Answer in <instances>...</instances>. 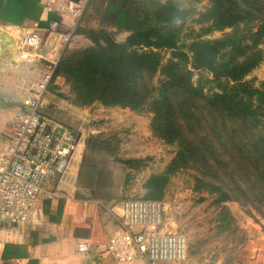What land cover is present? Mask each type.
Wrapping results in <instances>:
<instances>
[{
  "label": "trees",
  "instance_id": "obj_1",
  "mask_svg": "<svg viewBox=\"0 0 264 264\" xmlns=\"http://www.w3.org/2000/svg\"><path fill=\"white\" fill-rule=\"evenodd\" d=\"M93 1L102 4V28L78 33L94 47L65 52L54 76L69 81L81 106L150 113L152 132L176 146L167 170L148 182L146 200L157 201L171 175L193 170V191L215 197V205L264 203V82L245 80L263 61L264 1L208 0L195 22L203 35H224H197L189 44L181 40L188 11L170 2L90 0L86 10ZM109 27L129 36L116 43ZM161 52L170 55L164 64ZM195 71L203 73L196 84ZM84 144L83 154L93 150L96 138ZM83 154L78 185L94 200H114L98 195L91 158ZM125 163L138 170L144 160ZM218 208L226 221L228 209Z\"/></svg>",
  "mask_w": 264,
  "mask_h": 264
},
{
  "label": "rangeland",
  "instance_id": "obj_2",
  "mask_svg": "<svg viewBox=\"0 0 264 264\" xmlns=\"http://www.w3.org/2000/svg\"><path fill=\"white\" fill-rule=\"evenodd\" d=\"M151 1L160 4L170 2L188 11V17L181 25V40L184 44L199 38L197 35L203 40L218 39L224 35V32L203 35L201 27L195 22L199 14L208 9V0ZM101 8L102 4L94 1L88 6L79 20L77 38L70 41L66 54L94 47L78 30L102 28L99 23ZM182 22L176 25L180 26ZM106 30L116 43H123L129 36L110 27ZM258 49L263 61L245 79L255 86L264 82V43ZM161 55L164 64L170 55L168 52H161ZM201 75L203 73L194 72V84ZM159 78L157 74L154 82ZM62 79L64 84L57 87L56 92L61 95L59 99L63 109L56 118L72 130L82 133L86 140L89 137L96 138L93 150H85L83 156L91 158L95 169L92 171L95 176L92 174L91 177L99 184L98 195L109 196L114 199L110 203L116 205L129 199H147L148 182L167 170L176 155V146L167 144L152 132L150 113H136L119 107L107 108L98 103L81 106L76 104V96L69 81ZM136 159L144 160L143 167L138 170L125 163ZM82 160L83 157L80 162ZM195 174L193 170H188L171 175L157 200L164 205L165 222L169 229L187 239L190 264H244L247 260H255L254 251L261 248L260 243L264 238V203L231 201L215 205V197L193 191ZM220 206H225L229 211L226 221L220 214Z\"/></svg>",
  "mask_w": 264,
  "mask_h": 264
},
{
  "label": "built area",
  "instance_id": "obj_3",
  "mask_svg": "<svg viewBox=\"0 0 264 264\" xmlns=\"http://www.w3.org/2000/svg\"><path fill=\"white\" fill-rule=\"evenodd\" d=\"M89 1L51 0L48 6L77 22ZM72 35L53 21L44 40L37 33L21 36L19 60L39 64L43 72L29 84L28 95L14 111L10 134L0 149V232L7 239L15 235L11 228L40 224L42 194L46 199L56 197L55 191L47 188L60 183L80 165L85 137L58 120L56 115L62 106L50 102V89L59 79L54 76L55 69ZM78 251L85 252L86 247L80 245ZM105 254L117 263L190 264L187 239L169 229L164 205L155 200L129 199L121 203L119 227L108 239Z\"/></svg>",
  "mask_w": 264,
  "mask_h": 264
},
{
  "label": "crops",
  "instance_id": "obj_4",
  "mask_svg": "<svg viewBox=\"0 0 264 264\" xmlns=\"http://www.w3.org/2000/svg\"><path fill=\"white\" fill-rule=\"evenodd\" d=\"M50 1L0 0V149L10 134L14 111L28 95L29 84L43 72V66L19 60L21 36L37 33L44 40L48 25L55 21L64 33H73L71 42L77 38L79 21L56 13L48 6ZM62 84L59 77L57 86L50 89V102L63 109L61 95L56 92ZM51 189L57 196L46 199L42 194L43 220L38 226L11 228L15 233L11 239L0 232V264H147L117 263L105 254L108 239L119 227L121 204L92 199L78 185L76 167L60 183L47 188ZM260 244L253 254L255 260L244 264H264V238ZM80 245L86 247L85 252L78 251Z\"/></svg>",
  "mask_w": 264,
  "mask_h": 264
}]
</instances>
